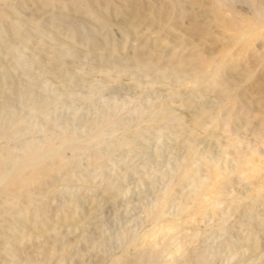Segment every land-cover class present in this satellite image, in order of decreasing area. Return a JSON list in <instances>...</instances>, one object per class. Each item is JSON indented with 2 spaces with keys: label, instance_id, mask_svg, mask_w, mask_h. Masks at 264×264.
<instances>
[{
  "label": "rangeland",
  "instance_id": "374dc122",
  "mask_svg": "<svg viewBox=\"0 0 264 264\" xmlns=\"http://www.w3.org/2000/svg\"><path fill=\"white\" fill-rule=\"evenodd\" d=\"M257 6L0 0V264H264Z\"/></svg>",
  "mask_w": 264,
  "mask_h": 264
},
{
  "label": "bare ground",
  "instance_id": "6f19581e",
  "mask_svg": "<svg viewBox=\"0 0 264 264\" xmlns=\"http://www.w3.org/2000/svg\"><path fill=\"white\" fill-rule=\"evenodd\" d=\"M251 2H252V0H251ZM41 4V3H40ZM46 4V3H45ZM45 4H44V6H45ZM56 4V3H55ZM256 4V3H255ZM258 5V4H257ZM41 6H43V5H41ZM46 6H48L47 4H46ZM46 6H45V8H46ZM54 6V5H53ZM214 6V5H213ZM212 6V7H213ZM218 5H216V7H217ZM236 6V5H235ZM259 6V5H258ZM257 6V7H258ZM255 7V6H254ZM256 7V8H257ZM262 7V6H261ZM261 7H258L256 10L255 9H253V13H251L252 14V16H250V18L251 19H249L248 21H246L245 23L243 22V25H241L240 23H237L236 22V24L234 25V27H232V28H234V31H235V36H234V41L238 44V42H240L241 43V41H242V49H241V51L243 52H245L246 51V49H247V47H248V45H249V43L251 42V41H254V39H256V38H261L263 41H264V9L263 8H261ZM211 8V7H210ZM217 9V8H216ZM231 10V9H230ZM233 10V9H232ZM212 12H213V10H211ZM244 11V10H243ZM232 12V11H231ZM213 13H215V12H213ZM247 13V12H246ZM250 15V14H249ZM248 15V16H249ZM96 17V16H95ZM105 18V17H104ZM235 19H236V17H235ZM97 20V19H96ZM99 21H100V19H98ZM242 20H244V19H242ZM233 21V20H232ZM236 21V20H235ZM104 23V22H103ZM104 25V24H103ZM226 25H227V23H226ZM101 26V25H100ZM13 28V27H12ZM16 28H17V26H16ZM97 28V27H96ZM14 30H15V28H13ZM131 30V29H130ZM246 38V40H243V39H245ZM260 39V40H261ZM233 41V40H232ZM233 41V42H234ZM234 44V43H233ZM235 45V44H234ZM264 48V47H263ZM237 51H238V48H237ZM240 51V52H241ZM240 52H239V55H242V54H240ZM247 52V51H246ZM225 53V52H224ZM238 54V53H237ZM196 55V54H195ZM235 55H236V53H235ZM244 55H245V53H244ZM225 56H226V53H225ZM237 56V55H236ZM260 56V55H259ZM136 57V56H135ZM173 57V56H172ZM201 57V56H200ZM212 57H215V56H212ZM224 57V56H223ZM232 57V56H231ZM230 57V58H231ZM245 57H246V55H245ZM219 58V57H218ZM239 58V57H238ZM241 58H242V56H241ZM199 59H201V58H199ZM184 60V59H183ZM182 59H181V61H183ZM212 60H214V59H212ZM201 61V60H200ZM224 61V60H223ZM226 61V60H225ZM185 62V61H184ZM189 62H190V60H189ZM188 62V63H189ZM186 63H187V61H186ZM187 63V64H188ZM197 63V62H196ZM195 63V64H196ZM228 63V62H227ZM230 63V62H229ZM140 64V63H139ZM220 64H222V65H220ZM219 65H215L214 67H213V64L209 61V65H208V73L211 75V80L214 82V86H215V84H216V72H217V70H218V68H223L224 67V64L225 63H223V62H221ZM189 65V64H188ZM241 65V64H240ZM196 66V65H195ZM218 68H217V67ZM230 66H232V65H230ZM227 67H229V66H227ZM243 67V66H242ZM175 69V67H172V69ZM180 69V68H179ZM207 69V68H206ZM216 69V70H215ZM234 69H235V67H234ZM248 69V68H247ZM177 71V70H176ZM203 73V72H202ZM205 74V73H204ZM244 74H246V73H244ZM248 74V73H247ZM199 75V74H198ZM245 77V76H244ZM218 78V77H217ZM238 78V77H237ZM237 78H234V79H236V83H237V81L238 80H240V79H237ZM249 78H250V76H249ZM244 79H246V78H244ZM217 81H219V79L217 80ZM195 82H197V81H195ZM221 82H223V81H221ZM218 84V83H217ZM225 84H226V82H225ZM210 85V83L208 84V87L209 88H211V86H209ZM224 85V84H223ZM233 85H235V83H233ZM232 85V86H233ZM217 86V85H216ZM218 86H219V84H218ZM225 86H227V84L225 85ZM220 89H221V91H222V89H223V87H219ZM227 88H229V90H230V88L231 87H228L227 86ZM226 88V89H227ZM220 89H218V90H220ZM228 90V89H227ZM226 90V91H227ZM231 90H233V89H231ZM228 92V91H227ZM220 94V93H219ZM225 94H227V93H225ZM233 94H235V93H233ZM228 95V94H227ZM239 95V94H238ZM230 96V95H229ZM224 97L225 98H227L225 95H224ZM246 100H247V98H246ZM255 103H256V101H255ZM257 104V103H256ZM262 138V137H261ZM262 140V139H261ZM50 148V147H49ZM52 148V147H51ZM33 150V149H32ZM49 150V149H48ZM35 151V150H34ZM52 151V150H51ZM58 151V150H57ZM251 151V150H250ZM33 152V151H32ZM253 152V151H252ZM28 154V153H27ZM44 154V153H43ZM8 156V155H7ZM29 156V155H28ZM34 157H36V156H34ZM45 157V156H44ZM47 157V156H46ZM45 157V158H46ZM8 158V157H7ZM25 158V157H24ZM37 158V157H36ZM26 159V158H25ZM29 158H27L26 160H28ZM42 159V158H41ZM10 160V159H9ZM31 161V160H30ZM19 162H20V159H19ZM26 162H28V161H26ZM34 162V161H33ZM245 162V161H244ZM8 163H10V164H12V162H8ZM16 163V162H15ZM20 163H22V162H20ZM37 163V162H36ZM241 163H243V161H241ZM240 163V164H241ZM45 163H43V165H44ZM47 164V163H46ZM188 164V163H187ZM239 164V165H240ZM3 165V164H2ZM35 165V164H34ZM42 165V166H43ZM244 165V164H243ZM46 165H44V167H45ZM241 166V165H240ZM16 167V166H15ZM24 167V166H23ZM23 167H20V168H23ZM29 167H30V165H29ZM41 167V166H40ZM43 167V168H44ZM46 167H48L49 168V166H46ZM45 167V168H46ZM55 167H57V166H55ZM14 168V167H13ZM52 167H50V169H51ZM49 169V170H50ZM1 170H2V168H1ZM7 170V169H6ZM3 171V170H2ZM30 171H31V169H30ZM51 171V170H50ZM184 171H186V170H184ZM216 171V170H215ZM10 172V171H9ZM21 172V171H20ZM38 172V170H36V173ZM218 172V171H217ZM3 173H5V172H2V174ZM25 173V172H24ZM27 173H30V172H27ZM41 173V172H40ZM47 173V172H46ZM7 174V173H6ZM38 174H39V172H38ZM221 174V173H220ZM0 175H1V173H0ZM4 175V174H3ZM34 175V174H33ZM181 175V174H180ZM5 176H7V175H5ZM24 177H25V175H23ZM35 176H37V175H35ZM39 176V175H38ZM41 176V175H40ZM182 176V175H181ZM41 177H43V176H41ZM48 177H49V174H48ZM183 177V176H182ZM181 177V178H182ZM1 178V177H0ZM35 178V177H34ZM9 179V178H8ZM17 179V178H16ZM15 179V180H16ZM46 179V178H45ZM0 180H4V176H2V178L0 179ZM23 180V179H22ZM31 180V179H30ZM204 180V179H203ZM13 181H14V179H13ZM24 181V180H23ZM26 181H29V180H26ZM26 181H24V182H26ZM42 181V180H41ZM41 181H39V182H41ZM45 181V180H44ZM16 182H17V180H16ZM43 182V181H42ZM176 182V181H175ZM28 183H30V182H28ZM14 184H15V182H14ZM41 184H43V183H40V185ZM207 185H209V184H207ZM206 185V186H207ZM215 185V184H214ZM213 185V186H214ZM5 186V185H4ZM173 186V185H172ZM8 187V186H7ZM4 188V187H3ZM9 189V188H8ZM8 189H5V190H8ZM15 189V188H14ZM11 191V190H10ZM214 192V191H213ZM216 192V191H215ZM10 192H8V194H9ZM13 193V192H12ZM217 193V192H216ZM209 194V193H208ZM213 195V194H212ZM216 195V194H215ZM219 195V194H218ZM171 196V195H170ZM1 198V197H0ZM195 199V198H194ZM163 200V199H162ZM208 200V199H207ZM207 200H205V201H207ZM212 200V199H211ZM191 201V200H190ZM198 201H201V200H198ZM202 201H203V199H202ZM163 202V201H162ZM192 203V202H191ZM205 204V203H204ZM208 205V204H207ZM161 206H162V204H161ZM209 206V205H208ZM205 207H206V205H205ZM210 207V206H209ZM165 208V207H164ZM160 210H161V208H160ZM186 211V210H185ZM163 214V213H162ZM162 214H161V216H162ZM159 215V214H158ZM157 216V215H156ZM3 217V216H2ZM159 217H157V219H158ZM171 225V224H170ZM166 227V226H165ZM167 229V228H166ZM162 230H163V228H162ZM161 230V231H162ZM165 230V229H164ZM168 230V229H167ZM171 230V229H170ZM164 232V231H163ZM145 238H146V236H145ZM150 243V242H149ZM155 243V242H154ZM254 243H255V241H254ZM51 253V252H50Z\"/></svg>",
  "mask_w": 264,
  "mask_h": 264
}]
</instances>
